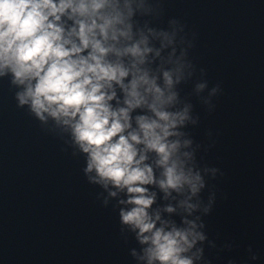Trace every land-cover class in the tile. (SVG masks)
Segmentation results:
<instances>
[{
  "label": "water",
  "instance_id": "95a60500",
  "mask_svg": "<svg viewBox=\"0 0 264 264\" xmlns=\"http://www.w3.org/2000/svg\"><path fill=\"white\" fill-rule=\"evenodd\" d=\"M130 3L133 42L143 35L153 49L142 69L162 89L163 72H172L176 98L165 110H186L169 141L179 142L184 171L200 177L194 195L184 186L165 197L147 185L148 215H159L155 227L165 232L203 237L181 254L192 264H264V0ZM11 81L0 76V264H148L150 243L120 220L132 207L126 189L86 172L71 130L19 106L24 86ZM115 91L114 109L123 107ZM139 115L151 113L134 110L133 128ZM156 159L149 152L144 163L160 180Z\"/></svg>",
  "mask_w": 264,
  "mask_h": 264
},
{
  "label": "clouds",
  "instance_id": "9594fccd",
  "mask_svg": "<svg viewBox=\"0 0 264 264\" xmlns=\"http://www.w3.org/2000/svg\"><path fill=\"white\" fill-rule=\"evenodd\" d=\"M132 15L130 0L123 5L120 0H0V76L11 73V82L24 86L16 97L19 106L29 105L38 120L44 121L47 114L71 130L74 143L88 156L85 171L94 170L98 183L126 189L125 202L132 207L120 212V220L139 230L141 244L150 243L148 264H192L181 254L203 237L156 228L159 215L152 219L147 212L155 199L147 185L155 184L165 197L184 186L194 195L200 177L184 171L177 155L180 144L169 141L187 119L186 110H165L176 98L169 91L173 73L163 72L162 89L156 77L142 69L153 49L143 35L133 42L132 26L126 22ZM116 88L123 107L114 109L113 100L121 103ZM136 109H146L151 116L135 117L133 128L131 113ZM149 152L155 153L156 166L162 169L160 180L144 163ZM165 210L171 213L173 208Z\"/></svg>",
  "mask_w": 264,
  "mask_h": 264
}]
</instances>
